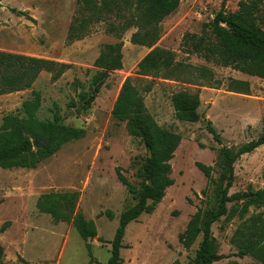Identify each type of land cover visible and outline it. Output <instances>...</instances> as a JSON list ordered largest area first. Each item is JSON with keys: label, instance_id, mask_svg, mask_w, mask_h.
Listing matches in <instances>:
<instances>
[{"label": "rangeland", "instance_id": "obj_1", "mask_svg": "<svg viewBox=\"0 0 264 264\" xmlns=\"http://www.w3.org/2000/svg\"><path fill=\"white\" fill-rule=\"evenodd\" d=\"M249 1L180 0L178 8L160 23L158 41L146 48L131 44L135 29L118 38L106 22L70 39L77 0H0L1 53L69 67L56 81L43 72L28 90L0 96V125L8 115L23 118L22 104L37 93L40 121L58 116L64 126L85 131L83 139L64 145L35 169H0V246L4 252L0 264H107L119 218L135 205L116 171L138 187L137 173L147 157L142 142L112 116L127 79L156 124L180 136L181 142L170 161L173 186L152 214H142L125 230L122 264H187L195 257L202 237L189 250L182 248L178 237L194 214L203 215L216 207V192L227 178L224 152L235 154L264 137V79L190 55L183 41L189 35L209 34L218 12L235 13L240 2ZM259 8L257 15L264 20V5ZM108 20L120 25L116 15ZM117 43L122 44V69L108 74L86 107L97 72L93 64L104 46ZM154 50L172 53L176 62L207 72L208 79L189 85L138 76V63ZM178 92L198 95L197 122L176 119L171 97ZM197 163L212 168L210 180L196 168ZM231 184L227 213L211 227L218 258L212 264H259L250 257H235L231 240L242 222L263 211L249 207L241 217L246 201L264 190V145L236 159ZM63 192L79 194L77 212L95 225L96 238L88 242L91 262L72 224L56 223L38 209L42 195ZM106 212L113 220L107 219Z\"/></svg>", "mask_w": 264, "mask_h": 264}, {"label": "trees", "instance_id": "obj_2", "mask_svg": "<svg viewBox=\"0 0 264 264\" xmlns=\"http://www.w3.org/2000/svg\"><path fill=\"white\" fill-rule=\"evenodd\" d=\"M180 0H77V13L72 21L68 36L78 39L99 23H107L109 32L120 38L129 29H135L130 42L133 45L150 48L159 39L160 23L179 6ZM262 0L240 2L235 13L218 12L211 24V32L201 36L189 35L184 38L186 52L196 54L205 61H215L221 66L231 68L247 75L264 79V20L257 15ZM116 15L120 23L114 26L108 17ZM110 22V24H109ZM122 44L104 46L95 60L97 70L92 78L93 93L85 101L89 106L95 99L108 74L122 69ZM68 66L40 59L27 58L0 52V96L28 90L43 72L50 73L52 81L58 80ZM137 75L182 82L184 84H203L208 79L207 72L197 71L189 65L178 63L170 52L154 50L137 65ZM171 103L177 120L194 123L199 117V97L197 94L178 92L171 97ZM41 107V98L37 93L22 106L23 118L8 115L0 125V169H35L44 160L55 155L64 145L85 137V131L64 126L58 116L52 121H40L36 115ZM113 118L125 123L131 137L139 139L147 157L137 173L141 183L131 185L117 170L116 177L135 201V205L119 218L114 237L110 242V257L107 264H122L120 250L127 226L135 222L142 214L150 215L155 206L165 197V192L173 186L170 161L178 148L181 138L159 127L144 107L138 90L127 79L114 103ZM215 141V132L210 130ZM32 142L37 144L33 149ZM264 145V137L251 142L232 154L225 151L223 162L227 178L216 192V207L194 214L185 231L179 235L178 242L183 249L189 250L199 236L202 237L195 257L187 264H212L216 258V244L211 227L227 213V204L232 201L229 190L233 164L237 158L249 154ZM196 168L210 180L212 168L197 163ZM79 194L76 192L49 193L38 201L40 212L49 215L56 223H70L84 242L90 262L92 261L89 241L96 238V228L92 221L77 212ZM263 211L242 222L236 229L231 243L236 248L235 257H250L264 264V190L258 191L243 206V218L248 208ZM108 220L113 215L106 212ZM4 252L0 246V260Z\"/></svg>", "mask_w": 264, "mask_h": 264}, {"label": "water", "instance_id": "obj_3", "mask_svg": "<svg viewBox=\"0 0 264 264\" xmlns=\"http://www.w3.org/2000/svg\"><path fill=\"white\" fill-rule=\"evenodd\" d=\"M32 146H33V149H36L37 148V144L35 142H32ZM217 260H218V258H215L214 261H217Z\"/></svg>", "mask_w": 264, "mask_h": 264}]
</instances>
